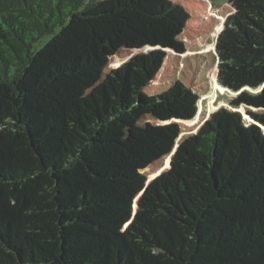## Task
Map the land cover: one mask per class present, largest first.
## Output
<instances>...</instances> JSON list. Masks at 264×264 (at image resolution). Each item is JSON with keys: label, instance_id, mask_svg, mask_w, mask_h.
I'll return each mask as SVG.
<instances>
[{"label": "trees", "instance_id": "obj_1", "mask_svg": "<svg viewBox=\"0 0 264 264\" xmlns=\"http://www.w3.org/2000/svg\"><path fill=\"white\" fill-rule=\"evenodd\" d=\"M237 6L215 30L217 80L248 120L230 142L216 129L197 141L191 172L168 193L166 226L140 217L126 228L128 205L111 192L153 159L122 134L144 115L185 119L199 103L182 82L146 93L167 53L186 52L191 14L173 0H0V104H10L0 106V264L264 262V0ZM59 29L90 52L19 90ZM121 44L140 52L106 74ZM77 79L93 90L53 111Z\"/></svg>", "mask_w": 264, "mask_h": 264}, {"label": "rangeland", "instance_id": "obj_2", "mask_svg": "<svg viewBox=\"0 0 264 264\" xmlns=\"http://www.w3.org/2000/svg\"><path fill=\"white\" fill-rule=\"evenodd\" d=\"M173 1L182 4L192 17L180 37L186 52L167 53L146 93L161 94L177 82H182L199 96V103L185 119H170L163 111L144 115L122 134L123 139L139 145L153 159L147 169L132 170L128 183L111 192L124 198L128 205L124 207L129 215L126 228L140 224V217L159 226H166L169 221L168 193L174 190L180 173L191 172L197 141L211 129H216L230 142L248 120L244 107L238 109L231 104L238 94L218 83L216 42L221 32L216 39L214 36L217 26L222 23L224 28L228 15L236 13L239 8L237 3L240 5L241 0ZM57 32L56 38H44L43 44L46 46L36 58L35 66L27 74L25 83L19 85V90L31 87L37 74L54 63L75 54L90 52L88 48L75 45L67 31L61 32L59 29ZM214 44L215 49H209ZM139 52L130 50L124 44L119 45L116 54L104 57L108 62L106 74L121 67ZM94 86L92 80L65 81L61 87L62 99L52 108L53 111L66 113L88 95ZM212 100L216 109H212ZM0 106L4 110L10 108L7 103Z\"/></svg>", "mask_w": 264, "mask_h": 264}, {"label": "water", "instance_id": "obj_3", "mask_svg": "<svg viewBox=\"0 0 264 264\" xmlns=\"http://www.w3.org/2000/svg\"><path fill=\"white\" fill-rule=\"evenodd\" d=\"M217 42H218V39H217ZM217 42H216V45H217ZM216 54H217V48H216Z\"/></svg>", "mask_w": 264, "mask_h": 264}]
</instances>
